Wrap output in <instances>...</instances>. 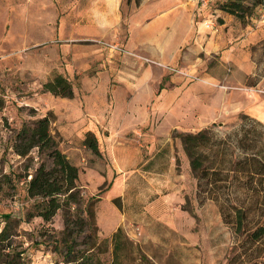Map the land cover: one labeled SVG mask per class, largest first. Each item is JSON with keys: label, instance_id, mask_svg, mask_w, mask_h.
Wrapping results in <instances>:
<instances>
[{"label": "rangeland", "instance_id": "374dc122", "mask_svg": "<svg viewBox=\"0 0 264 264\" xmlns=\"http://www.w3.org/2000/svg\"><path fill=\"white\" fill-rule=\"evenodd\" d=\"M154 1L148 0L141 10L150 15ZM218 1L220 0H211L202 5L198 0L195 18L198 12H203L201 15L216 13ZM82 2L83 0H0V97L4 101L0 110V231L10 219L8 230L14 233L9 240L11 252L6 250L0 253V264H10L12 257H21L20 264H66L63 259L66 248L60 242L64 229L62 211H57L50 222L36 216L27 218L32 200L26 195V182L39 163L36 149L27 156L20 157L14 153L12 145L14 135L22 123L38 118L37 109L45 104L41 94L42 86L37 81L41 82L42 72L56 62L57 54L62 57L59 61L63 63L68 60L64 58L65 55L73 62V54L67 53L65 47H78L93 54L99 49H110L111 52L119 46L118 36L70 38L75 28L84 25L81 21ZM139 3L134 2L131 8L128 7L129 12L143 5L142 2L138 6ZM126 5L123 0V14ZM135 13L136 10L133 15ZM52 17L55 20L52 21ZM259 22L264 23L262 6H257L252 16L240 21L243 26H249L250 31L255 30ZM120 29L121 37L124 38L126 23H122ZM247 52L248 58L246 53L238 56L243 61V66L247 63L252 68L254 75L247 76L242 72L239 79L246 83L260 82L264 79V40L251 46ZM221 55L219 51L217 54L202 56L207 71L219 62ZM91 60L92 58H87V61ZM78 62L86 61L81 59ZM165 68L172 74L183 73L178 68ZM235 69V65L223 63L218 70V79L212 85L222 88ZM192 75L196 78L185 77L192 81L206 80L196 73ZM164 83L165 80L157 87L163 88ZM48 114L52 116L51 113ZM149 126L150 123L143 130ZM202 129L211 130L217 141H226L227 154L222 158L227 168L253 153H257L264 162V126L243 112L232 117L219 116L204 124ZM143 130L139 129L133 134L135 137H131L134 141L131 146L137 149L139 160L147 162L138 167V172L127 169L115 176L127 178L121 181V194L109 201L106 200V195L110 189L115 188L116 178L113 181L101 180L95 184L93 172L87 173L86 170L96 162L99 163L98 168L96 167L99 174L106 176L112 168L106 150H102L100 155H95L90 150V156H87L84 149L76 151L72 156L71 162L79 163L77 167L80 180L78 178L77 184L84 201L99 194V200L94 204L96 230L91 235L95 241L94 257L101 264H111L113 257L116 259L115 264H226L230 258L245 257L240 255L241 237L235 233L231 224L225 222L220 209L221 205L229 210L230 205L244 204L246 191L241 187L243 175L229 171L232 182L222 183L225 187L214 189L215 191L210 190L204 181L199 186L190 170L180 139L175 136L182 132L174 129L170 132L168 142L165 141L163 145L161 138H158L149 148L144 142ZM52 135L61 141L59 134ZM239 139H242V147L238 145ZM83 179H86V183ZM98 179L96 176V181ZM99 211L100 221L97 214ZM257 213L253 210L249 216H256ZM75 219L76 223L70 226L74 239L72 244L75 250H83L89 244L91 231L87 223L80 222L87 219L84 212L77 213ZM117 230L118 234L113 238L112 234Z\"/></svg>", "mask_w": 264, "mask_h": 264}, {"label": "crops", "instance_id": "0c3cea01", "mask_svg": "<svg viewBox=\"0 0 264 264\" xmlns=\"http://www.w3.org/2000/svg\"><path fill=\"white\" fill-rule=\"evenodd\" d=\"M147 1L141 0L138 6L142 2L143 5L133 15L135 10L129 12L128 7L131 8L134 0L128 3L125 0L124 14L121 12L123 0H83L81 21L84 25L75 28L70 38L118 36L117 50L99 49L91 54L78 47H65L67 53L73 54L74 61L70 62V57L65 55L68 60L63 63L57 54L56 62L42 72L41 82L35 78L41 86L56 74L71 81L72 97L42 90L45 104L37 109L38 117L52 114L50 130L61 136L59 148L70 161L76 151L86 149L90 156V149L84 143L85 134L90 132L95 136L98 150L95 155L106 150L112 162L104 177L96 169L99 163L93 162V167L86 168L87 173L93 172L95 184L101 180L113 181L122 170L138 172V167L147 162L139 160L137 149L131 146L134 142L131 137L149 123L142 131L149 148L158 138L163 145L168 142L174 129L199 131L219 116L232 117L238 112L264 126V79L251 83L240 80L242 72L247 76H253L254 72L247 63L243 66L238 56L246 53L248 58L247 50L264 40V23L259 22L250 31L249 26H243L233 15L220 10L212 15L198 12L195 18L198 0H155L154 13L148 15L141 10ZM210 1L200 2L206 5ZM55 17L58 18L57 11ZM122 23L127 26L124 38L119 30ZM219 51L222 54L219 62L207 71L202 56ZM81 59L86 62L79 63ZM227 62L236 69L219 89L212 82L218 79L219 67ZM164 66L196 73L206 80L192 81L183 74L170 73ZM164 80L163 88L159 89L157 86ZM73 164L79 166V163ZM126 178L115 179V188L107 192L106 200L121 194V181ZM97 214L100 221V211Z\"/></svg>", "mask_w": 264, "mask_h": 264}, {"label": "trees", "instance_id": "16d2710c", "mask_svg": "<svg viewBox=\"0 0 264 264\" xmlns=\"http://www.w3.org/2000/svg\"><path fill=\"white\" fill-rule=\"evenodd\" d=\"M131 0H126L130 2ZM140 0H134L139 3ZM217 8L221 12L231 14L240 21L255 13L257 6L264 7V0H220ZM72 83L66 77L56 74L42 84V90L51 92L53 95L72 97ZM4 101L0 97V110ZM52 116L48 113L30 122H23L14 135L12 145L13 151L20 157L27 156L33 149H36L38 166L34 169L26 182V195L32 200L31 209L27 218L41 217L44 221L50 222L57 211H62L64 219L63 236L60 242L65 245L66 251L64 261L66 264H101L93 255L95 241L92 234L96 230L94 223V204L99 200V194L89 197L84 201L80 192L78 181V167L73 164L67 155L59 148V142L50 131ZM253 120V119H252ZM255 121V120H254ZM180 139L182 149L186 154L190 170L198 180L200 186L204 181L210 190L221 189L224 184H230L229 171L240 173L244 180L241 187L246 191L244 204L241 206L230 205L220 207L223 219L231 224L241 239L239 247L244 255L242 259L233 257L228 259L226 264H264V162L253 153L250 157L237 160L227 168L223 162L227 154L226 141H217L209 129H202L197 132H182L175 134ZM84 143L89 149L98 154L97 141L95 136L87 132ZM239 147L243 146L242 139H239ZM214 190V191H215ZM228 205V203H226ZM82 205V206H81ZM118 206V205H117ZM119 207V206H118ZM257 211L256 216H249L251 211ZM84 212L86 221L91 233H89L88 246L83 250H75L73 246V233L70 230L71 224L76 223L77 213ZM9 218V215L6 216ZM7 220L5 227L0 231V253L7 250L11 252L10 238L14 233L8 230ZM118 230L112 234L115 238ZM8 255V254H6ZM19 256V254H17ZM21 257H12L10 264H20ZM6 262V261H4ZM113 257L111 264H115Z\"/></svg>", "mask_w": 264, "mask_h": 264}, {"label": "built area", "instance_id": "2783aa9c", "mask_svg": "<svg viewBox=\"0 0 264 264\" xmlns=\"http://www.w3.org/2000/svg\"><path fill=\"white\" fill-rule=\"evenodd\" d=\"M200 1L201 2H206L207 0H200ZM182 74L185 75V76L191 77L192 79H195L196 78L195 75H192V74H189V73H186V72H183Z\"/></svg>", "mask_w": 264, "mask_h": 264}]
</instances>
